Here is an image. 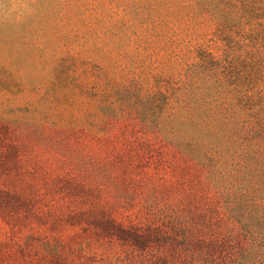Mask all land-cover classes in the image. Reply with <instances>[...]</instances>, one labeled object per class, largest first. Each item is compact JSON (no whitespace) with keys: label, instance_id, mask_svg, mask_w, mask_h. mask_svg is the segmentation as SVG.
Returning a JSON list of instances; mask_svg holds the SVG:
<instances>
[{"label":"rangeland","instance_id":"1","mask_svg":"<svg viewBox=\"0 0 264 264\" xmlns=\"http://www.w3.org/2000/svg\"><path fill=\"white\" fill-rule=\"evenodd\" d=\"M204 12L200 0H0V264L243 255L207 167L131 108L193 44L244 57L242 38L260 33L251 19L218 34ZM257 48L250 70L264 75V38Z\"/></svg>","mask_w":264,"mask_h":264},{"label":"trees","instance_id":"2","mask_svg":"<svg viewBox=\"0 0 264 264\" xmlns=\"http://www.w3.org/2000/svg\"><path fill=\"white\" fill-rule=\"evenodd\" d=\"M200 1L204 15L218 19V34L223 25L251 19H257L260 33L242 38L244 57L232 55L233 45L215 55L208 45L193 44L185 68L166 76L131 108L142 123L207 167L244 239L243 255L229 264H254L253 251L264 253V236L257 231L264 226V75L250 70L259 57L248 56L264 38V0ZM181 132L191 133L181 137Z\"/></svg>","mask_w":264,"mask_h":264}]
</instances>
